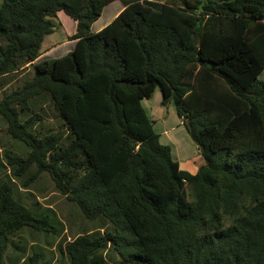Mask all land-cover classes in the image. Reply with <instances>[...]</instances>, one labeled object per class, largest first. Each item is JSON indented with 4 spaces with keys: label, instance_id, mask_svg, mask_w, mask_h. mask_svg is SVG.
Segmentation results:
<instances>
[{
    "label": "trees",
    "instance_id": "trees-1",
    "mask_svg": "<svg viewBox=\"0 0 264 264\" xmlns=\"http://www.w3.org/2000/svg\"><path fill=\"white\" fill-rule=\"evenodd\" d=\"M110 1L0 0V119L24 146L4 150L0 264L23 229L57 233L17 196L31 167L24 188L46 174L97 229L60 240L68 264H264V0H121L91 31ZM58 11L74 46L38 60ZM157 87L198 148L194 173L141 104Z\"/></svg>",
    "mask_w": 264,
    "mask_h": 264
},
{
    "label": "rangeland",
    "instance_id": "rangeland-1",
    "mask_svg": "<svg viewBox=\"0 0 264 264\" xmlns=\"http://www.w3.org/2000/svg\"><path fill=\"white\" fill-rule=\"evenodd\" d=\"M122 5L121 0L108 2L104 6L99 18L93 23L91 31L94 32L97 30L99 24L107 16L117 11ZM58 18L62 26L53 33L45 36L42 43V49L47 48L51 42L58 43H55L57 46L50 53H47L49 57L46 59L61 57L73 47L70 40H67L66 34L75 32V21L62 11L58 15ZM259 77L264 80V70ZM20 79L21 77L19 75L12 77L9 83L3 85V89L7 90L15 87V85L20 83ZM161 100L162 94L159 87H157L150 98L141 100V104L153 121V129L159 134L161 143L170 146L172 157L178 160L180 168L189 172H195L197 165L202 161L198 154V148L188 135L182 120L177 116L173 103L169 102L162 105ZM45 112L47 114L45 120L46 125L57 130L59 120H57L47 105L45 106ZM6 149L12 150L18 155L24 153L23 144L10 138L6 132L4 122L0 119V180L6 178V176L10 177L9 168L6 165V159L4 157V150ZM31 172H34L33 167L29 169V172L24 178L13 179L17 196L33 214L49 213L56 226L57 233L45 234L23 229L13 238L14 244L7 249L3 263L24 264V258L36 251L41 254V261L50 259V264H68L66 255L59 253L57 250L60 240L66 238V241H70L84 229H97L92 224L85 223L81 219L76 207L66 200L64 195H61L54 189L53 184L46 174L40 173L33 183L27 188H24L22 181H25V178Z\"/></svg>",
    "mask_w": 264,
    "mask_h": 264
},
{
    "label": "crops",
    "instance_id": "crops-1",
    "mask_svg": "<svg viewBox=\"0 0 264 264\" xmlns=\"http://www.w3.org/2000/svg\"><path fill=\"white\" fill-rule=\"evenodd\" d=\"M123 8V5L117 10V11H115L112 15L110 14V17L108 18V19H106L105 21L103 20L102 22H101V24H99V26H98V29L97 30H95V31H98L99 29H101L107 22H110L113 18H114V16L121 10ZM63 12V11H62ZM61 13V11H58L57 12V16L59 15ZM108 17V16H107ZM95 22V21H94ZM93 22V23H94ZM93 23H92V25H93ZM75 25H76V22H75ZM92 25H91V28H92ZM94 31V32H95ZM74 33V32H73ZM73 33H71V34H73ZM71 34H66V36H68V35H71ZM67 40H69V39H67ZM70 42H71V44H73V46H74V40H70ZM56 44H58V43H56ZM56 44H54V45H51L45 52H43L42 54H41V56H39V58H38V60H40V59H45V58H47V57H49V55L47 54V53H50V51L52 50V49H54V47L55 46H57ZM73 48V47H72ZM264 70V69H263ZM196 167V166H195ZM197 167H198V165H197ZM197 167H196V169H197ZM191 173H194V172H191Z\"/></svg>",
    "mask_w": 264,
    "mask_h": 264
}]
</instances>
